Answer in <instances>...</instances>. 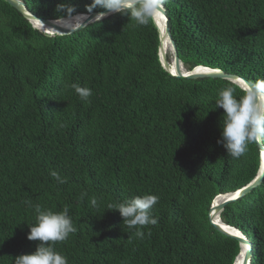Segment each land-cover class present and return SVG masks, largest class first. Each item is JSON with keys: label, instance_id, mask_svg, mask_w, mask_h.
Returning <instances> with one entry per match:
<instances>
[{"label": "trees", "instance_id": "trees-1", "mask_svg": "<svg viewBox=\"0 0 264 264\" xmlns=\"http://www.w3.org/2000/svg\"><path fill=\"white\" fill-rule=\"evenodd\" d=\"M20 1L24 12L0 0V264L35 250L26 239L35 205L69 208L77 231L55 245L68 264H234L242 245L213 226L211 206L253 183L264 154V142L239 159L217 144L218 91L231 84L239 98L240 87L171 75L158 18L137 26L112 14L50 36L24 13L56 22L102 10L88 13L91 0ZM164 11L187 72L264 79V0H168ZM72 84L90 88V102ZM145 194L159 197L158 224L141 240L107 205ZM219 218L251 244L248 264H264V178Z\"/></svg>", "mask_w": 264, "mask_h": 264}, {"label": "clouds", "instance_id": "clouds-1", "mask_svg": "<svg viewBox=\"0 0 264 264\" xmlns=\"http://www.w3.org/2000/svg\"><path fill=\"white\" fill-rule=\"evenodd\" d=\"M168 0H91L87 6V12L101 9L89 22L98 24L112 14L127 15L130 22L137 26H147L154 18H162L164 6ZM57 11H63L70 15L73 9L65 5H58ZM84 18L77 16L73 18ZM62 20V19H57ZM239 85L241 94L235 95L236 88L231 84L218 91L215 100V108L223 110V121L220 139L221 145L227 156L239 159L247 151L249 144L264 142V79L245 81L237 77L234 81ZM71 88L79 96L81 101L88 103L93 92L88 87L72 84ZM58 184H66L67 178L62 177L57 171L50 172ZM86 193L81 194V199ZM159 197L152 194L138 195L124 201H117L107 205L110 211H117L122 218L126 229L134 230L136 238L143 240L145 236H151V230L143 231L147 226H156L158 217L152 215V209L158 203ZM29 206L31 201H25ZM92 206H97V199H91ZM36 221L29 227L26 237L29 241H36L35 250L28 254H22L13 259V264H68L66 256L55 250L57 242L66 241L71 234L77 231L69 208L65 206L61 211L54 212L50 209H42L35 205Z\"/></svg>", "mask_w": 264, "mask_h": 264}, {"label": "water", "instance_id": "water-1", "mask_svg": "<svg viewBox=\"0 0 264 264\" xmlns=\"http://www.w3.org/2000/svg\"><path fill=\"white\" fill-rule=\"evenodd\" d=\"M4 1H6L7 3H9L12 7H14L15 9H17L18 11L24 12L25 5L20 0H4ZM24 15L28 18V20L33 19L35 21H38L41 24H43L44 26L53 29L54 31H56L59 34H70L73 31H75L77 29H81L85 25L89 24L90 23L89 21H91L93 19V17H95V15H97V13H94V14H91L89 16H86L87 19L84 20V22L79 27H77L74 30H70V29H66V28L60 27V26L56 25V22H51V21H47V20H44V19H37V18L33 17L31 14H28V13H24ZM163 16L166 18L165 11L163 12ZM156 26H157V24H156ZM157 28L159 30V27L158 26H157ZM166 35L170 39L172 48L174 50V55H175V69H176V72H177V76L178 77H184V78H188V79H198V78H213V79H215V78H218V79L229 80L231 82H232V80H236V77L235 76L227 75V74H224V73H222L220 71H212V72L206 73V74H190V75H187V76H183L182 73L180 72V69H179V63H180V61H179V58H178L177 53H176V49H175L174 42L171 39L170 30L168 28L167 23H166ZM263 178H264V169H263L261 175H259L257 177V179L253 183H251L248 187H246L245 189H243L242 191H240V195L239 196H244V195L248 194L249 192H251L255 187H257L262 182ZM236 199L237 198L229 199L228 201H225L224 203H221L218 206L212 207V210L217 211V212H220L228 203L233 202ZM218 207H219V210H217ZM212 224H213V226L217 230H219L223 234H225L227 236H230V237L236 239L242 246H245V243L248 244L247 240L244 237H242V235L240 233H239V235H237V234H234L233 235V234L225 231L224 229H222L221 226H219V225H217L215 223H212ZM249 247H250V245H249ZM250 257H251V247L249 248V251L248 252L244 251L242 264H248V261L250 260ZM236 261H235V263H236Z\"/></svg>", "mask_w": 264, "mask_h": 264}, {"label": "rangeland", "instance_id": "rangeland-1", "mask_svg": "<svg viewBox=\"0 0 264 264\" xmlns=\"http://www.w3.org/2000/svg\"><path fill=\"white\" fill-rule=\"evenodd\" d=\"M75 17H77V16H75ZM163 18H165L164 16H163ZM83 18L82 17H80V18H71V19H69V20H63V21H65V22H63V21H56V24L57 25H59V26H61V27H64V28H67V29H70V30H74V29H76L77 27H79L83 22H84V20H82ZM162 20V19H161ZM165 20H166V18H165ZM30 21H35V20H33V19H30ZM36 22H38V21H36ZM39 23V22H38ZM91 23V22H90ZM155 23L157 24V26L159 25V23H161V21L159 22V21H155ZM41 24V23H40ZM77 24H79V25H77ZM164 35H166V21L164 22ZM42 25V24H41ZM67 25V26H66ZM33 26V25H32ZM43 27H46V26H44V25H42ZM47 29H49V31H50V34H51V36H53V35H59V33H57L56 31H54V30H52L51 28H49V27H46ZM40 32H41V30H39ZM52 31V32H51ZM161 36V44L164 42V40H165V37H163V35H160ZM167 36V35H166ZM168 37V36H167ZM163 50V51H162ZM161 53V54H160ZM159 54H160V56H159V61H160V63H161V65L168 71V72H170V70L171 71H173L174 73L176 72V69H175V55H174V50H173V48H172V45H171V41H170V39L168 38V39H166V42H165V44H164V48L162 49V45H161V48H160V51H159ZM163 55V56H162ZM163 58V59H162ZM162 61V62H161ZM163 63V64H162ZM179 69H180V72L182 73V75H184V76H187V75H190V74H206V70H208V69H206V68H202V67H198V68H195L192 72H187L186 71V69L183 67V65L181 64V63H179ZM197 69H199L198 70V72H200V70H201V72L200 73H194V72H196V70ZM203 69H204V71H203ZM186 72V74H184ZM203 72V73H202ZM171 75H173V76H177V72L175 73V74H173V73H171ZM178 77V76H177ZM234 81L235 80H232V82L234 83ZM239 86V85H238ZM262 155V154H261ZM262 159H263V161H264V157L263 156H261V161H262ZM261 171V168H260V170H259V173H258V176L259 175H261V173H262V171ZM231 197H233V196H227V195H224V196H220V197H217L214 201H213V203H212V206H211V210H210V219H211V221H212V223H215V224H217L218 222H220L222 225H223V223L221 222V220H220V218H219V213L220 212H217V211H214V210H212V207H215V206H218V205H220L221 203H224L225 201H228ZM218 203V204H217ZM218 225V224H217ZM220 226V225H219ZM223 226H225V225H223ZM226 228H228V229H231V228H229V227H227V226H225ZM236 234V233H235ZM242 247H244V246H242ZM247 247H244L243 249H246ZM243 249L241 250V252H240V254L242 253V251H243ZM245 251V250H244ZM240 254H239V256H240ZM243 255H244V253H243ZM238 259V257L236 258V260ZM235 260V261H236ZM243 261V260H242ZM236 264V263H235Z\"/></svg>", "mask_w": 264, "mask_h": 264}, {"label": "bare ground", "instance_id": "bare-ground-1", "mask_svg": "<svg viewBox=\"0 0 264 264\" xmlns=\"http://www.w3.org/2000/svg\"><path fill=\"white\" fill-rule=\"evenodd\" d=\"M162 19V20H161ZM82 20H84V18L82 19ZM158 21L160 22L161 21V23H159V25H158V27H159V32H160V35H163V37H165V40H164V42L162 43V49L164 48V44H165V42H166V39H168V37L166 36V35H164L165 33H164V22L166 21L165 20V18H158ZM31 22V24L33 25V27L35 28V29H37V30H41V32L42 33H44V34H47V35H50L51 36V34H50V31H49V29H47L46 27H43L41 24H40V22L38 23V22H36V21H30ZM63 22H65V21H63ZM57 25V24H56ZM77 25H79V24H77ZM59 26V25H58ZM67 26V25H66ZM61 27V26H60ZM64 28V27H63ZM67 29V28H66ZM53 30V29H52ZM52 32V31H51ZM163 51V50H162ZM161 54V53H160ZM160 54H159V56H160ZM163 56V55H162ZM163 59V58H162ZM162 62V61H161ZM163 64V63H162ZM199 70V69H198ZM198 70H196V72H194V73H200L201 72V70H200V72H198ZM203 71H204V69H203ZM206 73H210V72H212L211 70H206L205 71ZM170 73H173V74H175L173 71H171L170 70ZM203 73V72H202ZM184 74H186V72L184 73ZM184 76V75H183ZM263 157H264V154H263ZM262 164H261V171H263V169H264V161H263V159H262ZM260 171V172H261ZM238 193H240V192H238ZM227 196H233V197H231L230 199H234V198H238V196H237V193L236 194H229V195H227ZM220 197V196H219ZM218 204V203H217ZM218 225H220L221 227H222V229H224L225 231H227V232H229V233H231V234H237V231L236 230H233V229H228V228H226L225 226H223L220 222H218L217 223ZM248 242V241H247ZM249 245H250V247H251V250H252V246H251V244L248 242V244L247 243H245V246L244 247H247L246 249H243L244 247H242V249H243V251H242V253L240 254V256H238V259H237V261H236V264H242V260H243V253H244V250L246 251V252H248L249 251Z\"/></svg>", "mask_w": 264, "mask_h": 264}, {"label": "snow or ice", "instance_id": "snow-or-ice-1", "mask_svg": "<svg viewBox=\"0 0 264 264\" xmlns=\"http://www.w3.org/2000/svg\"><path fill=\"white\" fill-rule=\"evenodd\" d=\"M240 195V193H237V196H239ZM217 210H219V207H218V209ZM237 235H239V233H237Z\"/></svg>", "mask_w": 264, "mask_h": 264}]
</instances>
